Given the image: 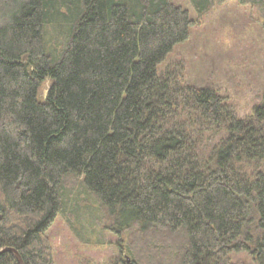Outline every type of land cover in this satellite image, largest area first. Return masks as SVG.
Returning a JSON list of instances; mask_svg holds the SVG:
<instances>
[{
  "label": "trees",
  "instance_id": "16d2710c",
  "mask_svg": "<svg viewBox=\"0 0 264 264\" xmlns=\"http://www.w3.org/2000/svg\"><path fill=\"white\" fill-rule=\"evenodd\" d=\"M236 1L264 26V0ZM194 24L173 0H0V264H54L47 231L78 184L131 264H264V92L242 118L182 67L160 74Z\"/></svg>",
  "mask_w": 264,
  "mask_h": 264
},
{
  "label": "rangeland",
  "instance_id": "374dc122",
  "mask_svg": "<svg viewBox=\"0 0 264 264\" xmlns=\"http://www.w3.org/2000/svg\"><path fill=\"white\" fill-rule=\"evenodd\" d=\"M187 9L195 24L189 40L174 47L158 67L160 74L182 67L186 83L216 88L242 118L249 117L264 92V26L259 11L236 0L214 5L199 17L190 0H173ZM47 29L48 48L60 52L68 27ZM67 28V29H66ZM60 31V33L58 32ZM46 79L39 91L47 93ZM96 199L78 184L64 192L63 211L47 231L54 264H131L127 236L111 229ZM236 264H255L246 252L233 253Z\"/></svg>",
  "mask_w": 264,
  "mask_h": 264
},
{
  "label": "water",
  "instance_id": "95a60500",
  "mask_svg": "<svg viewBox=\"0 0 264 264\" xmlns=\"http://www.w3.org/2000/svg\"><path fill=\"white\" fill-rule=\"evenodd\" d=\"M6 250H9V249L1 250V251H0V254L3 253V252H5ZM11 250H12V249H11ZM12 251L15 253V255H16V257H17L19 263H20V264H23V261H22L20 255L18 254V252H17L16 250H12Z\"/></svg>",
  "mask_w": 264,
  "mask_h": 264
}]
</instances>
